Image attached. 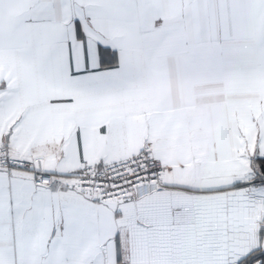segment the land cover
<instances>
[{
    "label": "snow or ice",
    "instance_id": "6c2138e0",
    "mask_svg": "<svg viewBox=\"0 0 264 264\" xmlns=\"http://www.w3.org/2000/svg\"><path fill=\"white\" fill-rule=\"evenodd\" d=\"M0 264H264V0H0Z\"/></svg>",
    "mask_w": 264,
    "mask_h": 264
}]
</instances>
